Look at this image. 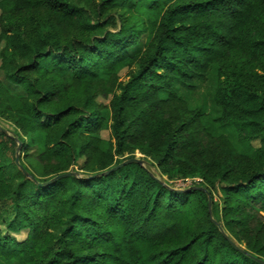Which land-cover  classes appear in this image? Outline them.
Instances as JSON below:
<instances>
[{"label":"trees","instance_id":"16d2710c","mask_svg":"<svg viewBox=\"0 0 264 264\" xmlns=\"http://www.w3.org/2000/svg\"><path fill=\"white\" fill-rule=\"evenodd\" d=\"M0 13V223L28 230L0 234L3 264H264V0H0ZM212 72L217 117L174 88ZM137 151L145 166L88 178ZM165 175L199 181L179 191Z\"/></svg>","mask_w":264,"mask_h":264},{"label":"rangeland","instance_id":"374dc122","mask_svg":"<svg viewBox=\"0 0 264 264\" xmlns=\"http://www.w3.org/2000/svg\"><path fill=\"white\" fill-rule=\"evenodd\" d=\"M1 15V13H0ZM142 44H143V40H141V42L139 43V45H137L136 47L132 48L130 51L134 54L139 53L142 49ZM3 44L0 45V50L2 49ZM0 67H1V59H0ZM128 69L123 70L120 73V78L123 81H126L128 79ZM2 79L4 80V75L1 74ZM216 81H217V75L215 72H212L209 77L208 80L205 83H201V82H196V84L193 87L188 86L185 83H182L180 81H176L174 83V88L177 91V93L179 94V96H181L182 98H184L186 100V102L189 104V107L191 109L194 108H202L204 112L212 115L213 117H217L219 116L220 110L219 108L215 105L214 101H213V95L215 93V89H216ZM112 98V95L108 98H102L99 97L97 98L98 102H103L105 104H108L110 102ZM7 126H9V129L11 130L13 128V126L9 123H4ZM218 131L219 133H224L227 134L232 141L234 142V144H236L237 146L241 147V145L238 142L236 133L233 129L232 126L229 125H223V126H219L218 127ZM103 136L105 138H109V132L108 131H104ZM255 144L257 145L258 142L256 141ZM34 152V151H33ZM135 157L138 158H142L144 159L145 156L141 153H139L138 151L135 153ZM24 162L37 174L40 175L41 173V169L39 166H37L34 158H33V154L31 153V151H29V155L28 157L24 158ZM80 165L73 167L72 169L81 170V165L83 163L82 160H80ZM150 169L152 171L153 174H156V176L158 178H162L160 176L159 171L154 167V166H150ZM83 176H86L85 173H83ZM96 174V173H95ZM91 176V175H90ZM163 180L165 181H169L174 187H176L177 190H182L183 188L190 186L193 184V181H199L198 178H188L186 180H175V181H171L169 180L168 176L165 175L163 176ZM28 233V230H22L20 232H11L8 231L4 225H2V223H0V234L1 235H11L12 237L16 238L19 241H22L26 238ZM0 264H3V259L0 258Z\"/></svg>","mask_w":264,"mask_h":264},{"label":"water","instance_id":"95a60500","mask_svg":"<svg viewBox=\"0 0 264 264\" xmlns=\"http://www.w3.org/2000/svg\"><path fill=\"white\" fill-rule=\"evenodd\" d=\"M0 130L3 131L4 133H8V131L4 128H2L0 126ZM20 141L18 142V148H17V154H16V158H15V162L16 164L23 170V172L29 176L28 172L22 167V165L19 163V150H20ZM130 163H138L140 165H143L145 166L147 164V162L142 159V158H138V157H134V158H130V159H126L124 160L123 162L117 164L116 166L110 168L109 170L107 171H104V172H101V173H98V174H94V175H91L89 176L88 178H95V177H101V176H105L107 175L108 173L112 172V171H115L125 165H128ZM78 173L77 172H74V171H70V172H66V173H63V174H59L57 176H54L53 178H51L50 180H48L47 182H42V183H39L40 185H46V184H50L52 182H54L55 180H57L58 178H61V177H66V176H69V175H77ZM35 180V179H34ZM160 180V179H159ZM190 189V188H188ZM179 191H183V190H179ZM220 230L224 233L222 227H219ZM224 236L232 243V245L237 248L238 250L242 251V252H245L244 249L240 248L239 246H237L227 235L226 233H224Z\"/></svg>","mask_w":264,"mask_h":264}]
</instances>
